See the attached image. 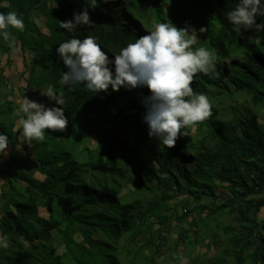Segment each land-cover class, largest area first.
Instances as JSON below:
<instances>
[{
    "label": "trees",
    "instance_id": "16d2710c",
    "mask_svg": "<svg viewBox=\"0 0 264 264\" xmlns=\"http://www.w3.org/2000/svg\"><path fill=\"white\" fill-rule=\"evenodd\" d=\"M236 2L0 0V12L24 20L22 32H11L25 66L33 57L56 68L53 81L28 83L34 101L53 106L40 94L51 85L69 121L63 132L46 130L43 142L18 139L23 114L2 65L14 53L0 39V132L9 137L0 163V235L9 246L0 264H264V31L231 30L224 12ZM84 8L92 27H59ZM167 20L197 30L193 49L211 50L218 72L194 77L212 114L172 148L148 137L149 89L95 94L62 85L56 55L60 43L92 35L114 59Z\"/></svg>",
    "mask_w": 264,
    "mask_h": 264
},
{
    "label": "clouds",
    "instance_id": "9594fccd",
    "mask_svg": "<svg viewBox=\"0 0 264 264\" xmlns=\"http://www.w3.org/2000/svg\"><path fill=\"white\" fill-rule=\"evenodd\" d=\"M86 3L97 7V0H86ZM224 17L235 33L241 34L242 30L253 27L257 32L264 31V22L256 23L257 17L264 18V0H237L235 7L224 12ZM79 26H93L87 8L74 12L71 20L59 23V27L69 33ZM24 27V20L16 11L0 12V39L7 42L12 53L18 49L11 30L22 32ZM205 31V28L199 29L200 33ZM197 38V30L187 22L185 27L178 28L167 20L156 23L147 35L128 43L114 59H109L95 36L73 37L56 48V55L66 68L59 82L72 86L82 84L95 94L108 92L109 88L115 92L121 88L131 91L146 87L150 94L142 103L148 137L172 148L179 138L187 136L190 126L207 120L212 114L208 97L195 93L191 87L198 73L218 75L215 54L205 47L193 49ZM110 65L114 66V71ZM40 90L42 96L55 104L48 107L25 96L22 98L19 112L23 118L14 131L24 144L43 142L46 130L63 132L69 123L64 109L56 106L64 103L62 97L51 85ZM8 148L9 137L0 132V156L7 155ZM8 246V236L0 235V248Z\"/></svg>",
    "mask_w": 264,
    "mask_h": 264
},
{
    "label": "rangeland",
    "instance_id": "374dc122",
    "mask_svg": "<svg viewBox=\"0 0 264 264\" xmlns=\"http://www.w3.org/2000/svg\"><path fill=\"white\" fill-rule=\"evenodd\" d=\"M25 52L20 49L14 53L8 61V65H5L6 58H3L2 65L4 67V74L7 80L9 81L10 86L14 89V95L12 99L19 106V102L25 96L30 100H34L35 96L38 94H33L31 89H35L34 87L28 88V83L30 85L33 84V79L36 82L37 80L46 79L53 81L55 79L54 73L56 68L53 65H44L38 62L37 66H35L34 59L31 57L28 61V66H25ZM34 67V68H32ZM56 75V74H55ZM33 86V85H32ZM41 92V91H40ZM264 117V111L262 112V117ZM19 120H17L16 125ZM18 151L24 153L20 148H17ZM25 154V153H24ZM31 153L27 152V155ZM9 158V148L7 155L0 156V163L7 161ZM2 184V179L0 176V187Z\"/></svg>",
    "mask_w": 264,
    "mask_h": 264
}]
</instances>
